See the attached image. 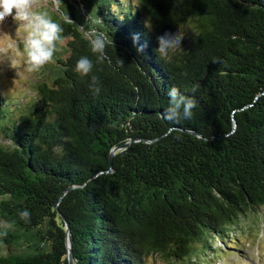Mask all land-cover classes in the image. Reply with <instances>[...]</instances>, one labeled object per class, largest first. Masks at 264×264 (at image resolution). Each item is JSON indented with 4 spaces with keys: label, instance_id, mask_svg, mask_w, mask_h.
I'll list each match as a JSON object with an SVG mask.
<instances>
[{
    "label": "trees",
    "instance_id": "1",
    "mask_svg": "<svg viewBox=\"0 0 264 264\" xmlns=\"http://www.w3.org/2000/svg\"><path fill=\"white\" fill-rule=\"evenodd\" d=\"M78 2L38 8L62 29L53 58L28 91L0 88V264H69L66 225L73 264H210L216 240L232 251L256 241L264 0ZM166 29L183 35L168 52ZM173 87L196 99L190 119H166Z\"/></svg>",
    "mask_w": 264,
    "mask_h": 264
},
{
    "label": "clouds",
    "instance_id": "2",
    "mask_svg": "<svg viewBox=\"0 0 264 264\" xmlns=\"http://www.w3.org/2000/svg\"><path fill=\"white\" fill-rule=\"evenodd\" d=\"M30 0H0V21L11 16L19 25H23L26 32L23 53L28 71H36L53 58L55 41L59 38L61 27L46 15L36 14L30 11ZM94 38L90 41L91 49L94 53L103 52L106 37L93 32ZM161 41L160 48L164 52L169 51L183 40V35H177L172 29H166L159 35ZM13 48L12 44L7 46ZM92 61L87 57H81L75 66V70L82 74H87L92 69ZM95 84L96 78H92ZM198 85H194L191 91L194 93ZM97 92L99 88L95 89ZM169 106L164 113L168 120L190 119L193 109L197 107L194 97L181 93L177 88H171L168 93ZM22 219H27L30 215L27 209L19 213Z\"/></svg>",
    "mask_w": 264,
    "mask_h": 264
},
{
    "label": "rangeland",
    "instance_id": "3",
    "mask_svg": "<svg viewBox=\"0 0 264 264\" xmlns=\"http://www.w3.org/2000/svg\"><path fill=\"white\" fill-rule=\"evenodd\" d=\"M51 0H30V11L37 14L38 8L50 3ZM72 4L82 11L78 0H70ZM75 2V3H74ZM84 2V0H82ZM52 6L55 8L54 3ZM26 39V32L23 25H19L12 19L11 16L5 17L0 21V88L4 93H14L21 91H28L29 85L27 76L32 71L27 70L25 63V55L22 46ZM9 44L13 48H8ZM255 226L249 230L248 237L253 239ZM239 236L242 235L239 233ZM259 238L252 241L247 246L240 247L237 251H232L228 248V243L216 240L215 246L222 248V258L214 255L208 256L210 264H264V234L261 230ZM247 237V239H248ZM211 252V251H210ZM144 264H165L164 260L159 256L149 255L145 258ZM169 264H181L180 262H173Z\"/></svg>",
    "mask_w": 264,
    "mask_h": 264
},
{
    "label": "water",
    "instance_id": "4",
    "mask_svg": "<svg viewBox=\"0 0 264 264\" xmlns=\"http://www.w3.org/2000/svg\"><path fill=\"white\" fill-rule=\"evenodd\" d=\"M70 1V0H69ZM71 2V1H70ZM72 4V3H71ZM45 6V5H44ZM234 126H235V121H234ZM131 141V140H130ZM130 141L124 143L123 145H121L120 147H126L128 146V144L130 143ZM144 141H148L146 139H144ZM119 147H115L112 149L110 155H109V160L111 161L112 158V154L114 151H116ZM66 236H67V254H68V260H69V264H73V254H72V247H71V243H72V237L71 234L69 232V228L66 225Z\"/></svg>",
    "mask_w": 264,
    "mask_h": 264
}]
</instances>
